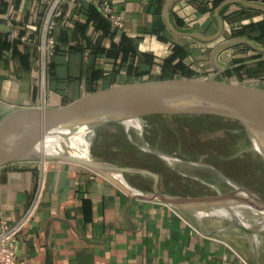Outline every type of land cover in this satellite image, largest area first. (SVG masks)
Here are the masks:
<instances>
[{
	"label": "crops",
	"instance_id": "obj_1",
	"mask_svg": "<svg viewBox=\"0 0 264 264\" xmlns=\"http://www.w3.org/2000/svg\"><path fill=\"white\" fill-rule=\"evenodd\" d=\"M101 1L63 3L52 32L45 108L122 84L205 80L215 72L212 48L231 38L232 30L264 20L262 12L230 4L223 12L221 38L201 41L168 30V0H106L121 17L120 27L103 16ZM48 2L0 0V118L8 109L40 106L34 41ZM215 8L213 0H174L168 17L179 31L211 34ZM175 45L185 54L167 64ZM252 54L238 44L224 49L218 61L235 65ZM179 61L188 73L175 68ZM234 69L217 79L239 83L232 78ZM256 82L246 84L264 90ZM37 170L35 163L0 168V222L12 224L21 216ZM238 235L222 219L199 221L169 204L132 199L83 166L47 160L39 208L18 236L14 264H254Z\"/></svg>",
	"mask_w": 264,
	"mask_h": 264
},
{
	"label": "water",
	"instance_id": "obj_2",
	"mask_svg": "<svg viewBox=\"0 0 264 264\" xmlns=\"http://www.w3.org/2000/svg\"><path fill=\"white\" fill-rule=\"evenodd\" d=\"M173 1L168 0L164 7L168 30L179 36H189L201 41H216L221 38L223 19L219 11L227 4L240 2L264 14V4L260 2L222 0L214 9L217 25L213 33L182 32L172 25L168 17V9ZM238 44L263 55L235 65H226L218 61V56L224 49ZM259 60H264V45L237 35L221 40L212 48L210 63L215 72L205 80L170 79L122 84L85 95L60 107L20 106L8 109L0 118V168L16 169L24 163L42 158L77 164L105 177L132 199L169 204L194 214L199 221L204 217L227 220L230 222L227 224L229 228L239 229L250 245H256L259 233L264 231V199L259 195L244 186H237L228 181L231 188L222 192L214 187L216 192L207 195H184L162 191L158 186L156 173L137 167L117 165L94 155L90 150V139L95 128L110 123H122L130 138L125 122L143 116L211 115L237 122L249 139L250 149L258 153L264 163V90L248 84L217 79L225 70ZM83 133L90 136L85 154L62 144L49 149L44 146L45 141L48 139L50 141L54 136L70 139ZM139 147L155 153L146 145ZM172 159L176 160V157H172L170 161ZM127 174L148 175L153 179V185L150 189L137 187L127 179ZM242 203H247L258 217L251 215L249 218L241 219L229 216L227 210L230 207L236 209V206ZM251 249L254 264H259L254 247Z\"/></svg>",
	"mask_w": 264,
	"mask_h": 264
},
{
	"label": "rangeland",
	"instance_id": "obj_3",
	"mask_svg": "<svg viewBox=\"0 0 264 264\" xmlns=\"http://www.w3.org/2000/svg\"><path fill=\"white\" fill-rule=\"evenodd\" d=\"M256 83L264 87L263 82ZM143 117L140 118L141 133L130 129V138L122 123L95 128L90 139L91 152L117 165L156 173L159 188L162 190V184L171 193L213 194L214 187L222 192L231 188L230 182L244 186L264 199V163L258 153L250 149L249 139L237 122L211 115ZM145 145L155 153L139 147ZM172 157L178 162L175 166L170 165L174 168L171 170L168 162ZM137 176L145 184L152 185L153 179L148 175L137 174L130 178L135 181ZM232 229L239 233L242 250L250 259L253 258V246L259 264H264V231L259 233L257 244L251 246L239 229Z\"/></svg>",
	"mask_w": 264,
	"mask_h": 264
},
{
	"label": "built area",
	"instance_id": "obj_4",
	"mask_svg": "<svg viewBox=\"0 0 264 264\" xmlns=\"http://www.w3.org/2000/svg\"><path fill=\"white\" fill-rule=\"evenodd\" d=\"M64 2L65 0H49L40 24L38 39L34 41L38 65L37 90L39 107L41 108H45L47 102V77L50 70V54L54 45L52 32L57 19L62 17V6ZM98 8L110 22L118 27L122 26L121 17L112 11L108 1L103 0L99 2ZM46 162L47 160L43 158L28 162L35 163L38 169L36 185L31 199L21 216L14 223L0 222V264L15 263L18 236L39 208L45 186Z\"/></svg>",
	"mask_w": 264,
	"mask_h": 264
},
{
	"label": "trees",
	"instance_id": "obj_5",
	"mask_svg": "<svg viewBox=\"0 0 264 264\" xmlns=\"http://www.w3.org/2000/svg\"><path fill=\"white\" fill-rule=\"evenodd\" d=\"M221 1L222 0H213L214 6L217 7L220 4ZM247 1H249V2H258L257 0H247ZM237 3L241 4L240 2H237ZM237 3H230V4H237ZM230 4H227V5H225L224 7H222L220 9L219 15L222 17V19H223V17H225L223 15L224 10ZM231 33H232V37H237V35H241V36L247 37L250 40H253L254 42H257L260 45H264V20L260 21V22H257L254 25H252V24L245 25L241 29L232 30ZM236 46H238V45H236ZM246 48L249 50L248 47H246ZM252 52H253V54L251 56H249L247 59L238 58L237 60H235V63L242 62V61H245V60H248V59H255V58L260 57V56L263 55V53L258 52L256 50L255 51L252 50ZM184 54H185V51H183V49H181V48H179V47H177L175 45L173 47V53L170 55L169 58H167L165 60V62L167 64H169L176 57L184 55ZM150 62H152V59H150ZM175 68H177V70H180L182 72L188 73V72L185 71V68L182 65L181 61H179L178 63H175ZM230 72H231L230 70L227 71V73H230ZM233 72L234 73L232 75V78L237 80L239 83L246 84V83H249V82H256V81L264 83V60L255 61V63L239 65L237 68H235L233 70ZM127 175H126V177L128 178ZM131 183L133 185L137 186V187H140V188L150 189L149 187H146V186H143V185H139L138 186V185L134 184L133 182H131Z\"/></svg>",
	"mask_w": 264,
	"mask_h": 264
},
{
	"label": "bare ground",
	"instance_id": "obj_6",
	"mask_svg": "<svg viewBox=\"0 0 264 264\" xmlns=\"http://www.w3.org/2000/svg\"><path fill=\"white\" fill-rule=\"evenodd\" d=\"M125 124H126V126L128 127L129 130L130 129H135L136 131H141L142 130V124L140 122V119L136 118V119H132V120H127L125 122ZM148 125H149V123H148ZM88 136L89 135L87 133H83L79 137H71L70 139H63L62 137L54 136V137L51 138L50 141H49V139L46 140L45 143H44V146L47 149H49V148L53 147L54 145H57V144L61 145L62 144L65 147L75 148V150L76 151L78 150L81 154H85L87 152V146H88V143H89ZM144 137H146V136H144ZM236 207H237L236 209H235V207H230L227 210L229 216H231L233 218H241V219L242 218H249L251 215L253 217H255V218L258 217L257 216L258 214L254 213V212H252V210H250V207H249V205L247 203L239 204Z\"/></svg>",
	"mask_w": 264,
	"mask_h": 264
},
{
	"label": "flooded vegetation",
	"instance_id": "obj_7",
	"mask_svg": "<svg viewBox=\"0 0 264 264\" xmlns=\"http://www.w3.org/2000/svg\"><path fill=\"white\" fill-rule=\"evenodd\" d=\"M178 162V159L176 158V160L175 159H172V161L171 162H168V164H169V169H174V168H172L171 166H175L176 165V163ZM171 165V166H170ZM137 174H128L127 176H128V178L130 179V181L131 182H133L134 184H136V185H143V186H146V187H149V188H151L152 187V185H153V182H152V185L151 186H149L148 184H145V182L140 178V177H138L137 176V178L135 179V181H133L130 177L131 176H136ZM162 181V180H161ZM167 183H171L170 181L169 182H167ZM166 183V184H167ZM165 187H166V185H165ZM173 188H175V186L173 185L172 186ZM161 188H162V191H166V192H169V193H171L172 191L171 190H169V189H167V188H163V186H162V184H161ZM216 192V191H215ZM173 193H175V192H173Z\"/></svg>",
	"mask_w": 264,
	"mask_h": 264
}]
</instances>
